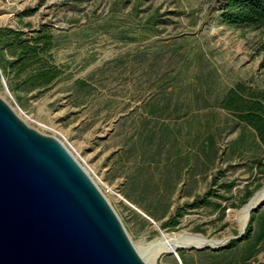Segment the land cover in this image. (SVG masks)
Segmentation results:
<instances>
[{
	"label": "rangeland",
	"instance_id": "rangeland-1",
	"mask_svg": "<svg viewBox=\"0 0 264 264\" xmlns=\"http://www.w3.org/2000/svg\"><path fill=\"white\" fill-rule=\"evenodd\" d=\"M214 6V0H0V27L28 34L50 27L52 61L63 70L48 87L14 91L12 81L25 74L11 80L0 63V95L31 125L67 142L134 243L189 230L234 234L241 198L264 181L258 168L264 146L253 129L222 107L195 102L197 92L214 99L237 80L264 83V23L223 24ZM155 9L158 25L147 22ZM163 84L172 92L169 112L160 110ZM149 105L157 106L152 115ZM209 188L222 193L212 197L224 205L222 216L215 202L185 206ZM177 206H185L179 221L162 226ZM192 255L194 263L216 259ZM153 264L181 262L173 251ZM232 264H264V251Z\"/></svg>",
	"mask_w": 264,
	"mask_h": 264
},
{
	"label": "water",
	"instance_id": "water-1",
	"mask_svg": "<svg viewBox=\"0 0 264 264\" xmlns=\"http://www.w3.org/2000/svg\"><path fill=\"white\" fill-rule=\"evenodd\" d=\"M263 204L264 181L237 210L246 207L249 219ZM248 219L236 233L221 238L193 231L217 242L175 243L164 252L221 247L242 237ZM164 252L158 251L153 262ZM153 262L140 253L109 198L68 144L31 125L0 95V264Z\"/></svg>",
	"mask_w": 264,
	"mask_h": 264
},
{
	"label": "trees",
	"instance_id": "trees-1",
	"mask_svg": "<svg viewBox=\"0 0 264 264\" xmlns=\"http://www.w3.org/2000/svg\"><path fill=\"white\" fill-rule=\"evenodd\" d=\"M215 9H217V19L227 25L231 24H247V23H264V0H214ZM150 14L152 19H148L150 24H161L159 21L160 13L155 9ZM32 33L19 31L15 28L6 26L0 27V63L3 65L4 72L9 78H18L25 74L24 78L19 82L12 81V89L17 91L22 87H28V90L40 89L48 87L56 82L58 77L63 73L62 68L52 61L50 50L54 47V33L47 24H42L38 29H32ZM10 54V57L8 54ZM264 66V63L261 64ZM15 82V83H14ZM83 84L81 81H77ZM169 84V83H168ZM168 84H163L161 91L163 94V105L161 111L169 112L171 91H167ZM225 91L214 99H207L202 93L197 92L195 102L201 101V105H214L222 107L229 111L237 121L251 127L264 146V83H252V80H237ZM212 100V101H211ZM170 105V106H169ZM153 105H149L151 115L155 111ZM258 168L264 177V160L259 161ZM220 182V181H219ZM224 182H220L223 184ZM232 182H228L227 186L231 187ZM260 184V183H259ZM259 184H257L259 186ZM253 190H247L241 198V202H245ZM125 194L129 195L128 192ZM222 196L217 188H209L202 194H198L185 204L186 207H199L214 204L219 209L220 216L224 214V205L216 202L212 197ZM185 206H177L171 216L162 222L161 225H174L179 221V217L185 212ZM187 209V208H186ZM245 230L241 238L230 239L224 245L218 248L205 247L204 249L195 248H177L181 264H232L238 260H244L255 253L264 251V205L260 208H254L250 214ZM255 221L256 225H253ZM243 241V245L239 247L238 254L234 248L237 243ZM192 252L201 255L211 253L216 259L209 263H194Z\"/></svg>",
	"mask_w": 264,
	"mask_h": 264
},
{
	"label": "bare ground",
	"instance_id": "bare-ground-1",
	"mask_svg": "<svg viewBox=\"0 0 264 264\" xmlns=\"http://www.w3.org/2000/svg\"><path fill=\"white\" fill-rule=\"evenodd\" d=\"M72 151V150H71ZM261 194V191L256 193L253 199L259 197ZM238 214L235 217V222L237 225H243L248 217H247V208L243 207L238 210ZM163 232H166L162 230ZM171 234H167L166 236H159L155 240L150 241H141V242H135L136 247L140 251V253L144 254V257L146 260L153 262V257L155 254H157L158 251L164 252L167 251L169 248H171L175 243H180L183 245H189L191 243L193 244H200L202 242L208 241L210 243L217 242L216 239H210V238H203L197 233L194 232H187L183 231L182 233H176V232H169Z\"/></svg>",
	"mask_w": 264,
	"mask_h": 264
},
{
	"label": "built area",
	"instance_id": "built-area-1",
	"mask_svg": "<svg viewBox=\"0 0 264 264\" xmlns=\"http://www.w3.org/2000/svg\"><path fill=\"white\" fill-rule=\"evenodd\" d=\"M57 133H60V132H57ZM57 136H59V135H57ZM67 143V142H66ZM69 146V145H68ZM70 147V146H69ZM71 148V147H70ZM80 159V158H79Z\"/></svg>",
	"mask_w": 264,
	"mask_h": 264
}]
</instances>
